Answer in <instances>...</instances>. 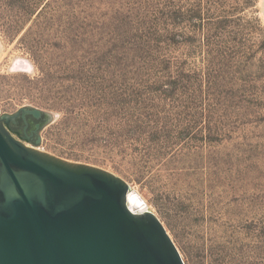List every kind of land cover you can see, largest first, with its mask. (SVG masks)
<instances>
[{
  "label": "rangeland",
  "instance_id": "obj_1",
  "mask_svg": "<svg viewBox=\"0 0 264 264\" xmlns=\"http://www.w3.org/2000/svg\"><path fill=\"white\" fill-rule=\"evenodd\" d=\"M24 106L52 119L14 137L122 179L184 264H264V0H0Z\"/></svg>",
  "mask_w": 264,
  "mask_h": 264
},
{
  "label": "water",
  "instance_id": "obj_2",
  "mask_svg": "<svg viewBox=\"0 0 264 264\" xmlns=\"http://www.w3.org/2000/svg\"><path fill=\"white\" fill-rule=\"evenodd\" d=\"M51 119L29 106L0 115V264H184L122 179L12 134L22 130L21 120L25 130L33 126L30 143L39 145V131Z\"/></svg>",
  "mask_w": 264,
  "mask_h": 264
},
{
  "label": "flooded vegetation",
  "instance_id": "obj_3",
  "mask_svg": "<svg viewBox=\"0 0 264 264\" xmlns=\"http://www.w3.org/2000/svg\"><path fill=\"white\" fill-rule=\"evenodd\" d=\"M22 124V130L21 131H14L18 134V136H20L22 139H26L27 141L30 142V140H32L35 137V132L33 130V126L29 125L27 127V129L25 130V125L21 120H16V124L20 123ZM35 123H37V121H35ZM12 124H10L9 126L11 127Z\"/></svg>",
  "mask_w": 264,
  "mask_h": 264
},
{
  "label": "bare ground",
  "instance_id": "obj_4",
  "mask_svg": "<svg viewBox=\"0 0 264 264\" xmlns=\"http://www.w3.org/2000/svg\"><path fill=\"white\" fill-rule=\"evenodd\" d=\"M23 67V66H22ZM25 67V66H24ZM135 192V191H134ZM136 193V195L143 201V199H142V197L137 193V192H135ZM143 203H144V201H143ZM145 204V203H144Z\"/></svg>",
  "mask_w": 264,
  "mask_h": 264
}]
</instances>
